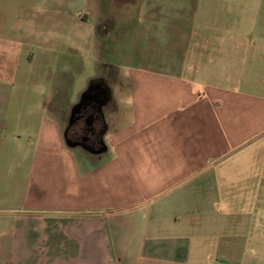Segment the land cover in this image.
Returning a JSON list of instances; mask_svg holds the SVG:
<instances>
[{
	"label": "crops",
	"instance_id": "obj_1",
	"mask_svg": "<svg viewBox=\"0 0 264 264\" xmlns=\"http://www.w3.org/2000/svg\"><path fill=\"white\" fill-rule=\"evenodd\" d=\"M198 68H137L111 107L98 94L103 152L70 148L56 126L63 152L34 158L50 156L48 200L30 186L0 264H245L264 221V92Z\"/></svg>",
	"mask_w": 264,
	"mask_h": 264
},
{
	"label": "rangeland",
	"instance_id": "obj_2",
	"mask_svg": "<svg viewBox=\"0 0 264 264\" xmlns=\"http://www.w3.org/2000/svg\"><path fill=\"white\" fill-rule=\"evenodd\" d=\"M198 66L217 85L244 74L264 92V0H0V244L30 186L48 200L50 156L35 155L63 152L54 129L86 92H109L111 107L137 68L194 77ZM256 227L263 240L248 243L245 264H264Z\"/></svg>",
	"mask_w": 264,
	"mask_h": 264
},
{
	"label": "flooded vegetation",
	"instance_id": "obj_3",
	"mask_svg": "<svg viewBox=\"0 0 264 264\" xmlns=\"http://www.w3.org/2000/svg\"><path fill=\"white\" fill-rule=\"evenodd\" d=\"M99 109L100 99L92 92L81 105L68 133L74 143L95 152L104 148L103 136L106 132V125Z\"/></svg>",
	"mask_w": 264,
	"mask_h": 264
},
{
	"label": "water",
	"instance_id": "obj_4",
	"mask_svg": "<svg viewBox=\"0 0 264 264\" xmlns=\"http://www.w3.org/2000/svg\"><path fill=\"white\" fill-rule=\"evenodd\" d=\"M109 93V92H108ZM108 93H104L106 94V102L105 104H109L110 102H112V99L108 97ZM91 94V92H86L83 96H84V99L83 101L80 103V104H77L75 107L72 108V115H70L69 117V120H68V123H67V127H66V130H65V142L67 144V146H69L70 148H74L76 146H78V144L74 143L70 138H69V130L70 128L72 127V125L74 124L75 122V119H76V116L80 110V107L81 105L83 104V102L89 97V95ZM98 96V95H97ZM109 99V100H108ZM88 149V147H86ZM90 150V149H89ZM100 151H105V148L101 149Z\"/></svg>",
	"mask_w": 264,
	"mask_h": 264
},
{
	"label": "trees",
	"instance_id": "obj_5",
	"mask_svg": "<svg viewBox=\"0 0 264 264\" xmlns=\"http://www.w3.org/2000/svg\"><path fill=\"white\" fill-rule=\"evenodd\" d=\"M100 28V27H99Z\"/></svg>",
	"mask_w": 264,
	"mask_h": 264
}]
</instances>
